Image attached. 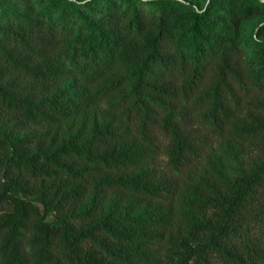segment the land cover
<instances>
[{
  "label": "trees",
  "instance_id": "1",
  "mask_svg": "<svg viewBox=\"0 0 264 264\" xmlns=\"http://www.w3.org/2000/svg\"><path fill=\"white\" fill-rule=\"evenodd\" d=\"M183 1L0 0V264H264V0Z\"/></svg>",
  "mask_w": 264,
  "mask_h": 264
},
{
  "label": "rangeland",
  "instance_id": "2",
  "mask_svg": "<svg viewBox=\"0 0 264 264\" xmlns=\"http://www.w3.org/2000/svg\"><path fill=\"white\" fill-rule=\"evenodd\" d=\"M174 1H180V2H184L183 0H174ZM263 1V0H261ZM194 7H196L194 5ZM259 25V22H253L250 23L247 27H246V31L247 33L251 32L252 30L256 29V27ZM195 129H197V126L194 127ZM197 136H201L202 134H206L204 133L202 128H198L197 129ZM26 134H33V132L30 131H26ZM157 142H158V146H159V152H158V156L156 158V162H155V168L157 173L159 174V176H163V177H168L170 179H173V175L167 165V156L165 153V148L168 144V138L165 137L164 135L158 133L157 136ZM218 143L219 141L216 138H210L207 143L205 145L202 146V154L206 155L208 154L210 151H212L213 149H217L218 148ZM237 166V165H235Z\"/></svg>",
  "mask_w": 264,
  "mask_h": 264
}]
</instances>
